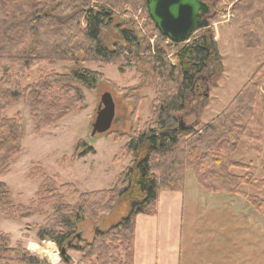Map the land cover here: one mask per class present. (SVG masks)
<instances>
[{
	"label": "trees",
	"instance_id": "trees-1",
	"mask_svg": "<svg viewBox=\"0 0 264 264\" xmlns=\"http://www.w3.org/2000/svg\"><path fill=\"white\" fill-rule=\"evenodd\" d=\"M139 5L145 10L149 21L146 28L156 44L140 38L133 29L118 26L124 46L108 49L102 40L104 30L118 13ZM234 11L243 15L246 47L258 49L256 21L264 26V0H240ZM144 55L159 83L152 104L154 121L129 138L125 150L131 161L115 187L81 194L72 206L58 196L53 181L43 185V203L53 209L54 216L47 226L40 227L38 239L54 242L64 264L71 263L72 251L85 256L82 263L124 264L125 255L128 263L134 264L137 217L157 215L162 192H183L188 171L194 172L206 191L244 196L264 215V180L255 177L250 165L234 162L255 118L258 94L264 92V80L257 82L264 67L210 123L199 130L181 126L180 117L188 111L190 95L200 88L202 79L207 80L212 65L223 66V58L215 34L207 29L195 33L186 43L173 44L156 28L145 0H0V175H7L11 161L22 153L25 134L20 119L6 116L9 107L26 99L33 131L40 135L82 111L86 106L84 89L95 90L101 81L100 73L81 63L110 64L124 70L140 64ZM59 63L78 67L69 74H52L21 88L26 72L42 64ZM12 68L19 71L12 75ZM79 144L78 150L86 147L83 142ZM94 152L87 147L79 158ZM233 170L245 174L235 175ZM243 187L256 189L260 197L243 193ZM42 194L40 191L39 199ZM124 199L132 202L129 215L107 231L99 230L93 242L83 245L79 226L109 215L114 204ZM35 204L15 205L8 186L0 183V214L5 218H30L37 213ZM0 264L48 262L27 248H13L9 237L2 236Z\"/></svg>",
	"mask_w": 264,
	"mask_h": 264
},
{
	"label": "rangeland",
	"instance_id": "rangeland-1",
	"mask_svg": "<svg viewBox=\"0 0 264 264\" xmlns=\"http://www.w3.org/2000/svg\"><path fill=\"white\" fill-rule=\"evenodd\" d=\"M239 1L234 0L230 4L226 3V0H205L210 6L215 4L214 16L210 20L211 27L207 30L213 31L216 36L223 66L212 65L206 73L207 80L200 82V88L190 95L188 111L180 117L183 127H194L199 130L210 123L228 107L252 76L264 67V26L261 21H256L260 47L248 49L244 43L247 30L243 15L234 11ZM147 23L149 21L141 5L126 8L118 13L113 18V24L104 30L103 43L110 50H114L116 46H124L117 30V27L121 26L122 29H133L140 38H146L155 45L156 40L149 35ZM79 58L82 59L83 55ZM142 58L140 64L124 70L120 66L110 64L81 63L84 68L100 73L101 81L95 90L84 89L86 106L82 111L42 131L40 135L33 131L26 99H21L6 110L7 117L20 119L25 134L22 153L11 161L9 173L0 175V183L8 186L11 200L15 205L29 206L33 202L36 203L37 210L32 217L17 220L5 218L0 214V237H9L13 248L28 249V245L35 244L36 247L28 249L31 254L47 261L48 264H64L54 242H41L38 239L40 227L47 226L54 216L53 209L45 207L43 203L46 196L43 185L53 181L58 196L63 198L65 204L72 206L77 204L81 194L111 190L115 187L131 161L125 150L129 138L145 131L147 124L152 125L154 121L152 104L157 97L159 83L146 60L147 56L144 55ZM77 67L73 63L39 65L31 72L25 73L20 81L21 88L26 89L41 78L52 74H69ZM18 71L19 69L12 68L11 74L14 75ZM263 80L264 69L259 74L257 82L260 84ZM105 93H110L116 104L115 121L108 134L92 137L93 125ZM80 142L86 147L82 146L78 150ZM87 147L93 148L95 152L79 158ZM234 160L245 164L255 160L257 164L264 166L262 90L257 97L255 118ZM40 191L43 193L41 199L38 198ZM254 197H260V193ZM131 205L132 202L126 199L118 201L109 215H104L97 221L82 223L79 226L82 244L93 242L99 230L107 231L119 224L129 215ZM186 230L191 231V238L196 237L191 227H187ZM69 255L70 264L95 263L88 259V262L82 263L85 256L75 251L69 252ZM56 256L59 261H56ZM123 256L124 264H129L125 255Z\"/></svg>",
	"mask_w": 264,
	"mask_h": 264
},
{
	"label": "crops",
	"instance_id": "crops-1",
	"mask_svg": "<svg viewBox=\"0 0 264 264\" xmlns=\"http://www.w3.org/2000/svg\"><path fill=\"white\" fill-rule=\"evenodd\" d=\"M241 164L264 180V166ZM242 192L259 196L250 187ZM134 264H264V215L244 196L204 191L188 171L183 192H162L158 214L137 217Z\"/></svg>",
	"mask_w": 264,
	"mask_h": 264
},
{
	"label": "water",
	"instance_id": "water-1",
	"mask_svg": "<svg viewBox=\"0 0 264 264\" xmlns=\"http://www.w3.org/2000/svg\"><path fill=\"white\" fill-rule=\"evenodd\" d=\"M148 13L158 31L173 44L188 42L195 33L211 27L215 4L203 0H145ZM207 97V96H206ZM116 117V104L110 93L101 99L92 137L108 134ZM183 124L181 123V126ZM81 237V236H80Z\"/></svg>",
	"mask_w": 264,
	"mask_h": 264
},
{
	"label": "bare ground",
	"instance_id": "bare-ground-1",
	"mask_svg": "<svg viewBox=\"0 0 264 264\" xmlns=\"http://www.w3.org/2000/svg\"><path fill=\"white\" fill-rule=\"evenodd\" d=\"M49 251H50V250H49ZM46 254H47V253H46ZM55 258H56V261H59V259H58V257H57V256H56Z\"/></svg>",
	"mask_w": 264,
	"mask_h": 264
},
{
	"label": "flooded vegetation",
	"instance_id": "flooded-vegetation-1",
	"mask_svg": "<svg viewBox=\"0 0 264 264\" xmlns=\"http://www.w3.org/2000/svg\"><path fill=\"white\" fill-rule=\"evenodd\" d=\"M202 81H206L205 79H202Z\"/></svg>",
	"mask_w": 264,
	"mask_h": 264
}]
</instances>
